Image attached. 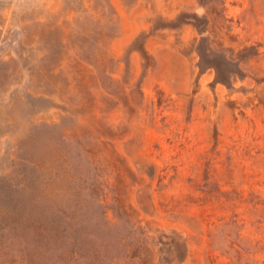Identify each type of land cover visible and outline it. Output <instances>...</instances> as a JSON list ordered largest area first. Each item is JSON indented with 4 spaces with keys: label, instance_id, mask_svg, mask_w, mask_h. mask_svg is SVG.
<instances>
[{
    "label": "rangeland",
    "instance_id": "obj_1",
    "mask_svg": "<svg viewBox=\"0 0 264 264\" xmlns=\"http://www.w3.org/2000/svg\"><path fill=\"white\" fill-rule=\"evenodd\" d=\"M0 264H264V0H0Z\"/></svg>",
    "mask_w": 264,
    "mask_h": 264
}]
</instances>
